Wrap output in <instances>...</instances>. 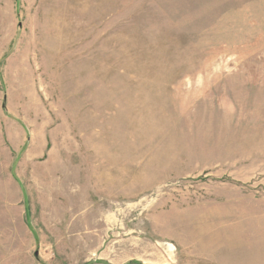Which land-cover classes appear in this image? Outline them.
I'll return each instance as SVG.
<instances>
[{
    "label": "rangeland",
    "instance_id": "374dc122",
    "mask_svg": "<svg viewBox=\"0 0 264 264\" xmlns=\"http://www.w3.org/2000/svg\"><path fill=\"white\" fill-rule=\"evenodd\" d=\"M0 264H264V0H0Z\"/></svg>",
    "mask_w": 264,
    "mask_h": 264
},
{
    "label": "crops",
    "instance_id": "0c3cea01",
    "mask_svg": "<svg viewBox=\"0 0 264 264\" xmlns=\"http://www.w3.org/2000/svg\"><path fill=\"white\" fill-rule=\"evenodd\" d=\"M39 255L42 257H48L49 256V254H47L46 252H43V251ZM37 256H38V253H37Z\"/></svg>",
    "mask_w": 264,
    "mask_h": 264
}]
</instances>
